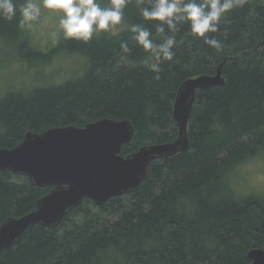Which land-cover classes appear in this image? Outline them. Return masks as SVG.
<instances>
[{
  "label": "trees",
  "instance_id": "16d2710c",
  "mask_svg": "<svg viewBox=\"0 0 264 264\" xmlns=\"http://www.w3.org/2000/svg\"><path fill=\"white\" fill-rule=\"evenodd\" d=\"M18 20L19 14L0 20V45L31 47L33 56L45 57ZM133 23L144 24L160 42L157 22L144 21L133 0L117 32L87 43L64 40L55 48L85 56L78 77L28 98L0 97V147L15 146L28 130L107 117L133 125L125 156L177 136L173 105L184 80L214 74L224 61V84L197 90L186 151L151 162L141 183L123 195L102 205L84 198L57 227L28 228L18 245L0 252V264H243L249 249H264V193L235 184L244 163L264 158V0H245L221 17L219 30L207 34L221 42L219 51L181 26L175 55L161 64L158 81L143 63L149 53L131 39ZM124 41L130 53L121 50ZM49 190L0 170V223L33 210Z\"/></svg>",
  "mask_w": 264,
  "mask_h": 264
},
{
  "label": "water",
  "instance_id": "95a60500",
  "mask_svg": "<svg viewBox=\"0 0 264 264\" xmlns=\"http://www.w3.org/2000/svg\"><path fill=\"white\" fill-rule=\"evenodd\" d=\"M223 64L217 65L214 74L193 76L180 84L173 105L178 132L171 141L147 143L123 156L121 150L133 137V125L128 119L104 117L83 126L28 130L15 146L0 147V170L25 176L33 185L50 187L33 210L0 223V252L18 245L34 225L57 227L84 198L102 205L123 195L141 183L151 162L186 151L196 92L224 84ZM247 258L243 264H264V249H249Z\"/></svg>",
  "mask_w": 264,
  "mask_h": 264
},
{
  "label": "clouds",
  "instance_id": "9594fccd",
  "mask_svg": "<svg viewBox=\"0 0 264 264\" xmlns=\"http://www.w3.org/2000/svg\"><path fill=\"white\" fill-rule=\"evenodd\" d=\"M133 0H0V20L11 22L19 14L18 27L32 30L41 18L42 8L57 13L55 29L50 33L53 43L62 36L65 40L87 43L94 35L110 32L124 20V9ZM144 21L157 22L155 27L157 43L152 31L144 24L133 23L128 31L131 39L149 53L143 63L154 74L153 80H160L161 64L171 61L177 45L176 33L187 24L190 33L203 39L204 44L222 49V44L209 33H216L222 16L245 0H134ZM124 53H130L128 42L120 44Z\"/></svg>",
  "mask_w": 264,
  "mask_h": 264
},
{
  "label": "rangeland",
  "instance_id": "374dc122",
  "mask_svg": "<svg viewBox=\"0 0 264 264\" xmlns=\"http://www.w3.org/2000/svg\"><path fill=\"white\" fill-rule=\"evenodd\" d=\"M57 19V13L42 8L41 18L36 27L29 30L32 44L44 49L41 53L45 57L33 56L34 50L31 47L20 48L18 45L10 47L4 43L0 45L3 49V52L0 51V97L21 93L24 98H28L37 90L50 88L66 77L68 79L78 77L75 74L84 67L85 56L77 50L72 51L70 47H67L69 51L55 50L60 42L65 40L61 36L58 42L53 43L50 37ZM118 30V26H115L111 32L115 33ZM235 184L240 191L254 190L264 193V158L244 163L239 170L238 178H235Z\"/></svg>",
  "mask_w": 264,
  "mask_h": 264
}]
</instances>
